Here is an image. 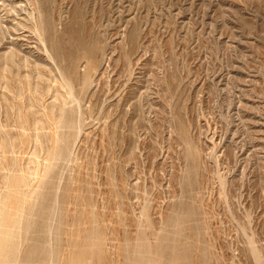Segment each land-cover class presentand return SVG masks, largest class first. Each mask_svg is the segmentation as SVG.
<instances>
[{
	"label": "rangeland",
	"instance_id": "374dc122",
	"mask_svg": "<svg viewBox=\"0 0 264 264\" xmlns=\"http://www.w3.org/2000/svg\"><path fill=\"white\" fill-rule=\"evenodd\" d=\"M46 1L42 6L58 34L72 25L100 36L103 68L91 90L98 92L102 110L90 113L91 102L81 100L74 159L49 168L45 149L52 145L53 130L37 131L40 138L27 140L34 132L22 116L47 120V105L58 104L56 97L65 91L40 39L23 27L33 22L26 10L38 14L35 6L27 0H0V215L5 213L7 221L0 236L13 233L1 244L19 245L17 264L33 238L49 248L61 247L62 264H67L71 241L83 240L87 227L95 224L82 215L86 208L98 214L103 227L110 251L104 264L122 262L116 250L125 242H156V234L179 208L184 160L172 128L175 116L184 121L205 167L197 202L204 212L201 242L209 249L203 264H256L251 238L264 260V0ZM133 28L138 42L131 47ZM12 52L14 64L8 60ZM124 53L131 61L129 70ZM116 107L136 125L133 158L126 152L129 141L120 147L108 140ZM104 111H113L109 121L99 116ZM128 129L126 123L121 131ZM43 132L50 133L48 142L41 138ZM118 165L122 171L117 173ZM109 167L116 184L122 177L120 197L107 178ZM71 176L91 187L87 204L60 201ZM43 181L56 184L57 197L52 201L55 216L40 219L30 211L42 203ZM83 191L74 189L79 195ZM144 205L150 221L142 214ZM63 209L67 214L60 217ZM185 234L193 240L192 231Z\"/></svg>",
	"mask_w": 264,
	"mask_h": 264
},
{
	"label": "bare ground",
	"instance_id": "6f19581e",
	"mask_svg": "<svg viewBox=\"0 0 264 264\" xmlns=\"http://www.w3.org/2000/svg\"><path fill=\"white\" fill-rule=\"evenodd\" d=\"M27 1L35 6V10L38 14L36 13L37 15L34 16L33 11L32 13L26 10L33 22L29 25L23 24V27L34 32L40 39L47 57L54 63L58 71L59 80H57V82H59V86L65 91L63 95L56 97L59 101L58 104L54 102L49 106L47 105V109H45V113L43 114L48 116L47 120H43L41 117L40 119L31 118V114L22 116L23 124L34 132L27 135V140L40 138L37 131L45 129L53 130L52 145L45 149V159L49 161L50 165L48 167L50 168L57 163L69 162L74 155V143L81 133L80 124L82 118L77 109V107L80 108L81 100L87 99L91 102V105L88 107L90 113L95 112V110H102L98 92H93L91 88L96 80L94 76L100 74L103 68L104 48L101 45L102 41L100 36L97 33H93L91 29L81 32L71 25L68 26L63 33L58 34L55 29V21L53 22L52 20L53 17L51 18L50 12L42 6L43 0ZM15 26L18 25L16 24ZM129 42L131 43V47L137 44L138 32L136 28L130 31ZM16 56V53L12 52L8 60L14 64L16 63ZM124 56L129 70L131 62L129 55L128 53H124ZM106 61L110 63V58ZM82 64H84L83 71L80 70ZM51 70L52 69H50V71ZM33 87L36 88V86ZM38 91L35 92L38 93ZM78 96H80V98H78ZM116 108V112H118L117 117L108 123V140L110 145L120 147L123 143L129 141L126 152L129 154V158H133L134 136L132 134L135 133L134 128L136 125L132 122L133 117L127 118V113L124 110L120 109V111H118L119 108ZM112 113H105L104 111L99 116L109 121L112 118ZM126 123L129 129L124 133L121 129H123ZM172 128L177 135V140L183 146L180 155L184 160V168L179 176L181 190L178 196L179 208L169 215V223L167 226L159 230L156 234V242L137 240L135 242L128 241L118 246L116 252L122 256V262H120V264H203L206 261V250L209 249L207 245L201 242L200 225V218H204V212L200 211L199 205H197L199 190L203 186L202 172L204 165L202 166V156L199 147L190 139L187 127L180 116H175L172 119ZM46 132L41 134V138L48 142L51 135ZM103 135H107L106 131H104ZM116 168L117 173L122 171L120 165ZM107 170V178L110 181V185L114 193L120 197L124 186L122 177L120 184H116L115 175L112 174L113 169L109 167ZM79 174L80 172H78L77 177H79ZM42 184L46 189V191L41 194L42 203L36 208L33 207L30 211V215L34 214L40 219L46 217L51 218L55 216L52 201L57 197L55 190L56 184L53 181H43ZM76 188L84 190L83 192H85V194L79 195L74 193V189ZM91 190V187L87 185L82 187L81 182L75 176H71L63 186L59 199L63 204L72 201H81L87 204L90 201L88 193ZM2 214L5 215L3 212ZM66 214V211L63 209L60 211L59 216H66ZM142 214L147 221H150L148 205H144ZM3 215H0V227H4L5 222H7ZM82 215L85 219L92 220L95 224L87 227L88 229L85 231L87 234H84L85 237L83 240L71 239L72 246L70 247L71 250H69L70 254L67 264H104L109 258L110 251L106 249V239L103 236V227L99 225V216L90 208L83 209ZM33 224V220L27 223L25 228L27 233L32 231ZM42 226L41 224V227ZM188 230L192 231L193 240L189 241L187 239L185 233ZM12 234L13 233L10 232L9 234L0 236V264H17L18 254L20 253L19 245L15 242L4 245L1 244L2 240L11 239ZM50 234H52V232ZM248 242L249 249L256 264H264L261 253L254 244L256 241L254 242L251 238ZM63 256L64 254L62 253L61 247L49 248L46 242H40L38 239L33 238L24 250L22 260L19 264H48L49 261L55 259L58 264H62Z\"/></svg>",
	"mask_w": 264,
	"mask_h": 264
}]
</instances>
